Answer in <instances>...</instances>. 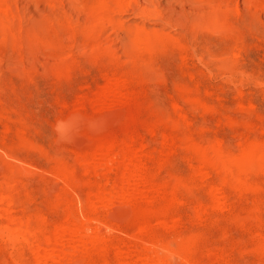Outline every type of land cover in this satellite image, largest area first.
Segmentation results:
<instances>
[{"label": "rangeland", "instance_id": "obj_1", "mask_svg": "<svg viewBox=\"0 0 264 264\" xmlns=\"http://www.w3.org/2000/svg\"><path fill=\"white\" fill-rule=\"evenodd\" d=\"M0 1V264H32L45 234L79 225L104 231L81 264H264V0ZM106 137L134 139L131 160L75 156ZM133 164L135 183L90 198L86 218L85 190Z\"/></svg>", "mask_w": 264, "mask_h": 264}, {"label": "bare ground", "instance_id": "obj_2", "mask_svg": "<svg viewBox=\"0 0 264 264\" xmlns=\"http://www.w3.org/2000/svg\"><path fill=\"white\" fill-rule=\"evenodd\" d=\"M5 1V0H4ZM1 2V1H0ZM125 2V1H124ZM9 5V3L6 2V4H3V5ZM119 6V5H118ZM2 7V6H1ZM6 8V7H5ZM2 7V9H5ZM122 9V8H121ZM10 11V10H9ZM6 12V11H5ZM93 12V11H92ZM138 30V29H137ZM142 30V29H141ZM142 34V33H141ZM145 34V33H144ZM67 37V36H66ZM135 39H137V36L135 35ZM147 39V38H146ZM149 42V41H148ZM152 44V43H151ZM118 81V80H117ZM106 82V81H105ZM113 82V81H112ZM110 83V82H109ZM116 85V84H114ZM113 85V87H114ZM118 85V84H117ZM115 86L117 89H118V86ZM105 86V85H104ZM103 86V87H104ZM107 87V86H106ZM105 87V88H106ZM109 89H110V86H108ZM112 87V86H111ZM103 88L101 89L98 94H96L97 96L95 97L96 98V102L98 101L99 104H103V99L105 97V92H106V89ZM112 89V88H111ZM115 90V89H114ZM120 90V89H119ZM118 90H116L117 92ZM114 93V92H113ZM112 94V93H111ZM118 94V93H117ZM125 94V93H124ZM95 95V94H94ZM122 95V94H121ZM120 95V96H121ZM95 102V101H94ZM97 102V103H98ZM98 106V104H97ZM100 106V105H99ZM80 116V115H79ZM83 119V118H82ZM100 120V119H99ZM73 121V120H71ZM71 123V122H70ZM101 123V122H100ZM62 124V123H61ZM104 124V123H103ZM63 125V124H62ZM61 125V127H62ZM93 125V124H92ZM96 125V124H95ZM64 126V125H63ZM71 126V125H69ZM97 126V125H96ZM98 127V126H97ZM63 128V127H62ZM75 129V127H73ZM96 128V127H95ZM99 128V127H98ZM261 128V127H260ZM66 129V128H65ZM72 129V128H71ZM73 129V130H74ZM149 132V131H148ZM123 133V132H122ZM127 137V136H126ZM126 137L125 139L124 138H120V139H117L116 137H110L111 139H103V140H100L99 142H97V144L94 146L92 152L90 153H86V152H80L78 153L77 151V156L79 161L81 163H83L84 165H86V163L89 164L90 161H93L95 162L97 165H100V166H106L107 164L109 163H112V162H116L117 159L120 160V163L124 160H128L130 158V156L132 155L133 151L135 150L134 148H132V144H133V141L129 140L130 142H126ZM129 139V138H128ZM132 142V143H131ZM136 142V141H135ZM91 143V142H90ZM254 146H255V143H254ZM93 147V146H92ZM117 147V149H116ZM91 148V147H90ZM115 148V152H113ZM256 148L254 150L252 149H248V150H244L242 155L239 157V162H243L245 164H248V165H251V163H254L255 162V159L257 157V154L255 152ZM81 151V150H80ZM84 151V150H82ZM75 152V153H76ZM207 152V150H206ZM258 152V151H257ZM211 158V157H210ZM76 159V160H78ZM212 159V158H211ZM129 161V160H128ZM237 161V160H236ZM92 162V163H93ZM118 161H117V165H118ZM129 163V162H127ZM132 163V162H131ZM76 164V163H75ZM124 164V163H123ZM215 164H216V161H215ZM138 165H141V164H133L129 169L127 167V170L125 173H120L119 175H117V177L115 178V182L114 184H112V189L111 191H107V190H104V188L100 185L96 186V187H93V186H90L87 188V190H85V194H84V198H80V202H81V209L86 218H90L91 215L94 213L93 212V209L92 208V204L91 202L92 201H89L90 198H96L97 201H99V203L105 205V204H109V202H112L114 199L118 198V201L120 200L119 198L121 197V194L123 193V189L125 187H127V184L130 183L131 180L135 179V177H137V174H138V170H141L138 168ZM252 166H255V165H252ZM123 167V166H122ZM88 168V167H87ZM254 168V167H253ZM91 169V168H90ZM258 169V168H256ZM111 171V170H110ZM123 171V170H122ZM124 172V171H123ZM72 173V172H71ZM141 173V171H140ZM203 173V172H202ZM68 175H70V171L69 169H65V168H61V169H57L56 171V174L55 176H57L59 179L62 180V182H67V177ZM97 175V174H96ZM141 177V176H140ZM138 177V178H140ZM72 179V178H70ZM137 179V178H136ZM147 179V178H146ZM143 181V179H141ZM134 181V180H133ZM146 181V180H145ZM138 183V181H136ZM112 183V182H111ZM135 183V181H134ZM140 183V182H139ZM66 185V184H65ZM97 185V184H96ZM111 185V184H110ZM141 185V184H140ZM135 187V186H134ZM42 188V187H41ZM69 188V187H67ZM80 188V187H79ZM106 188V186H105ZM136 188V187H135ZM213 188V187H212ZM127 189V188H126ZM211 189V187H210ZM138 190V189H137ZM136 190V191H137ZM143 190V189H141ZM168 190V189H167ZM84 191V190H82ZM130 191V190H129ZM128 191V192H129ZM76 192V191H75ZM135 192V191H134ZM138 192V191H137ZM157 192V191H156ZM140 193V192H139ZM143 193V192H142ZM128 194V193H127ZM134 194V193H133ZM148 194V193H147ZM156 194V193H155ZM174 194V193H173ZM78 195V194H77ZM123 195V194H122ZM136 195V194H135ZM140 195V194H139ZM154 195V194H153ZM1 196V195H0ZM143 196V195H142ZM2 197V196H1ZM83 197V196H82ZM131 197V196H130ZM94 200V199H93ZM146 201V200H145ZM152 201V200H151ZM96 202V201H95ZM116 202V201H115ZM8 203V202H7ZM98 203V204H99ZM153 203V202H152ZM151 203V204H152ZM213 203V201H212ZM211 203V204H212ZM215 203V202H214ZM217 203V202H216ZM109 206V205H108ZM217 206V205H216ZM106 207V206H105ZM215 207V206H213ZM120 208V207H119ZM63 212V211H62ZM67 213V212H66ZM71 213V211H70ZM163 213V212H162ZM160 214V213H159ZM157 215V214H156ZM75 216V215H74ZM124 216V215H123ZM79 217V216H77ZM116 217V215H115ZM126 219V218H125ZM65 220V219H64ZM107 220V219H106ZM105 220V221H106ZM11 221V220H10ZM14 220L12 219V222L11 224H13ZM112 221V220H111ZM165 221V220H164ZM20 222V221H19ZM18 222V223H19ZM100 222V221H99ZM106 222H109V221H106ZM118 222V221H117ZM8 223H10L8 221ZM75 223V222H73ZM113 223V221H112ZM147 223V222H146ZM146 223H142L139 225V228H138V232L141 233V234H147L148 232V228H147V224ZM102 224V223H101ZM104 226L106 225L105 222H103ZM117 224V223H116ZM146 224V225H145ZM59 225V224H58ZM118 225V224H117ZM149 225V224H148ZM57 226V224H56ZM138 226V225H137ZM14 227V226H13ZM106 227V226H105ZM9 228V227H8ZM56 228V227H55ZM74 228V227H73ZM101 229V228H100ZM16 230V229H15ZM20 230H23V229H20ZM50 230V229H49ZM76 230V229H75ZM78 235H77V239L74 238L72 236V234H70L69 232H66L65 230H62L61 228H56L52 234H45V236L43 237V240L38 243L36 246H34V248H32V253H33V257H34V261L32 263V261L30 263L32 264H40L41 261L43 260V253H41L42 250H44V248H49V249H53L52 251H55V252H58V257H57V260L54 259L56 262L53 261V258H52V262L54 264H81L80 263V260L79 261H76L72 255H74L73 253L74 252H78L79 250V247H82L81 245H83L84 247L86 248H90V247H95V246H98L100 245L102 239H103V234L102 232L104 231H100L99 229L96 231V233L94 232V234H87V231L85 232L83 230V228L79 225L78 227ZM104 230V229H103ZM106 230V228H105ZM115 230V229H114ZM1 231V230H0ZM5 232V228H2V232ZM7 231V236L14 240L16 239V237L11 233L12 228H11V231ZM51 231V230H50ZM108 231V230H107ZM137 231V230H135ZM27 232V231H25ZM122 232V231H121ZM76 233V232H75ZM74 233V234H75ZM89 233V232H88ZM107 233V232H106ZM24 234V233H23ZM44 234V233H43ZM42 234V235H43ZM18 235V234H17ZM153 235V234H152ZM149 236V235H148ZM72 237L77 240L76 242H73L72 241ZM140 237V236H139ZM142 237V235H141ZM23 239V237H22ZM25 239V238H24ZM106 239V238H105ZM104 240V239H103ZM142 240V239H141ZM75 243V244H74ZM103 243V242H102ZM105 243V242H104ZM146 244V243H145ZM28 245V243H27ZM80 245V246H79ZM104 245V244H103ZM33 247V246H32ZM65 247H69L70 250L66 251L65 250ZM151 247V246H150ZM31 248V247H30ZM68 248V249H69ZM48 249V250H49ZM128 249V248H127ZM47 250V252H48ZM82 251V249L80 250ZM79 251V253H80ZM125 251V249H124ZM127 251V250H126ZM148 251V250H147ZM150 251V250H149ZM178 251L180 253H189L191 251V245L188 244V243H182L178 246ZM46 252V251H45ZM44 252V253H45ZM83 252V251H82ZM123 252V251H122ZM121 252V253H122ZM192 252V251H191ZM54 253V252H53ZM53 253H48L49 255H45L46 256V259L47 260H50L48 259L51 256H53ZM76 254V253H75ZM81 254V253H80ZM140 254V253H138ZM118 255V254H117ZM171 255V254H170ZM54 256H55V253H54ZM122 256V255H121ZM169 256V255H168ZM130 257V256H129ZM137 257V256H136ZM167 257V256H166ZM172 257V256H170ZM56 258V257H55ZM187 258V257H186ZM44 258V260H46ZM186 260V259H185ZM190 260V259H189ZM83 261V260H82ZM130 261V260H129ZM136 261H138L139 263H136ZM136 261L134 262V264H168L167 260L165 257H162L160 255L157 254V252H150L149 254L148 253H144L142 255H138ZM121 263V262H120ZM83 264V263H82ZM122 264V263H121ZM125 264V263H124ZM127 264V263H126ZM132 264V263H130ZM175 264V263H174Z\"/></svg>", "mask_w": 264, "mask_h": 264}]
</instances>
